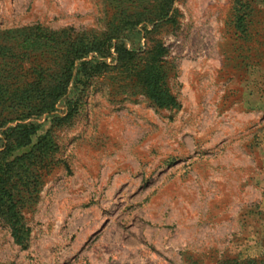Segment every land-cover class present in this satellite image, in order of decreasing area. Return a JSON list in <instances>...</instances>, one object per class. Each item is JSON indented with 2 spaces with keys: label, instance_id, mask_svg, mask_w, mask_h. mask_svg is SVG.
I'll list each match as a JSON object with an SVG mask.
<instances>
[{
  "label": "rangeland",
  "instance_id": "374dc122",
  "mask_svg": "<svg viewBox=\"0 0 264 264\" xmlns=\"http://www.w3.org/2000/svg\"><path fill=\"white\" fill-rule=\"evenodd\" d=\"M0 182V264H264V0H0Z\"/></svg>",
  "mask_w": 264,
  "mask_h": 264
},
{
  "label": "trees",
  "instance_id": "16d2710c",
  "mask_svg": "<svg viewBox=\"0 0 264 264\" xmlns=\"http://www.w3.org/2000/svg\"><path fill=\"white\" fill-rule=\"evenodd\" d=\"M83 53L77 55V58L81 57ZM157 66L155 64H150L146 66V70L144 73L146 74V81L148 82V92L150 97L156 102L158 105H164L168 102L175 103L174 98L170 95L168 89L164 85V81L162 77H159L157 73ZM1 185V182H0ZM6 194V193H3ZM1 198L0 204L4 205L5 209H3L4 216L8 217V222H10L12 233L14 234V238L17 242H22L20 239V231L17 228L18 221L14 218L11 209L8 208L5 201L3 202V195Z\"/></svg>",
  "mask_w": 264,
  "mask_h": 264
}]
</instances>
